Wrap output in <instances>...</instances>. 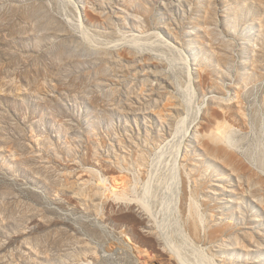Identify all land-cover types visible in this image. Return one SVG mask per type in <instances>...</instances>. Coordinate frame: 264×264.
I'll return each mask as SVG.
<instances>
[{
  "label": "rangeland",
  "instance_id": "1",
  "mask_svg": "<svg viewBox=\"0 0 264 264\" xmlns=\"http://www.w3.org/2000/svg\"><path fill=\"white\" fill-rule=\"evenodd\" d=\"M71 1L0 0V264H264V0Z\"/></svg>",
  "mask_w": 264,
  "mask_h": 264
},
{
  "label": "bare ground",
  "instance_id": "2",
  "mask_svg": "<svg viewBox=\"0 0 264 264\" xmlns=\"http://www.w3.org/2000/svg\"><path fill=\"white\" fill-rule=\"evenodd\" d=\"M66 1V0H65ZM73 1V0H72ZM71 1V2H72ZM59 2V1H58ZM70 2V1H69ZM73 3V2H72ZM61 4H62V2H61ZM66 13V12H65ZM80 16V15H79ZM66 18V17H65ZM81 18V17H80ZM80 20V19H79ZM81 21V20H80ZM82 25V24H81ZM82 28V27H81ZM80 29V28H79ZM154 32V31H153ZM82 35V34H81ZM83 36V35H82ZM85 36V35H84ZM130 37V36H129ZM86 38V37H85ZM138 40V39H137ZM136 40V41H137ZM154 40H156V39H154ZM129 41V40H128ZM143 41V40H142ZM130 42H131V40H130ZM147 42V41H146ZM120 43V42H119ZM112 45V44H111ZM149 46V45H148ZM136 47V46H135ZM151 47V46H150ZM142 48V47H141ZM179 48V47H178ZM177 49V48H176ZM137 50V49H136ZM148 50V49H147ZM150 50H152V49H150ZM143 52V51H142ZM182 54V53H181ZM159 56V55H158ZM167 56H168V54H167ZM181 56V55H180ZM165 57V56H164ZM167 59V58H166ZM174 60V59H173ZM176 60V59H175ZM185 60V59H184ZM166 61H168V60H166ZM180 62H181V60H180ZM184 62V61H183ZM175 63V62H174ZM171 64V63H170ZM169 64V65H170ZM168 65V66H169ZM176 65V64H175ZM178 66H179V64H178ZM187 71V70H186ZM174 72V71H173ZM195 95V94H194ZM200 106V105H199ZM196 112V111H195ZM191 113V112H190ZM198 113V112H197ZM193 114V113H192ZM195 116V115H194ZM263 118V117H262ZM184 121V120H183ZM188 122V121H187ZM178 129V128H177ZM180 130H181V127H180ZM177 131V130H176ZM264 132V131H263ZM184 134V133H183ZM175 135V134H174ZM176 138V137H175ZM178 138V137H177ZM176 138V139H177ZM178 141V140H177ZM168 143V142H167ZM169 145V144H168ZM207 145V144H206ZM207 146H209V145H207ZM212 146V145H211ZM214 146V145H213ZM170 147V146H169ZM214 151H215V153H221V152H223L226 156H227V158H228V160H230V159H232V155H230V154H228L227 152H226V150H223V149H221V148H214ZM159 152V151H158ZM162 152V151H161ZM177 152V151H176ZM179 153V152H178ZM164 154V153H163ZM158 156H160V155H158ZM157 157V156H156ZM164 158V157H163ZM157 159V158H156ZM166 159V158H165ZM152 160V159H151ZM153 161V160H152ZM168 162V161H167ZM164 164V163H163ZM162 164V165H163ZM152 166V165H151ZM166 167V166H165ZM175 170V169H174ZM177 172V171H176ZM119 183V182H118ZM122 183V182H121ZM201 233V232H200ZM129 247V246H128ZM180 257H178V259H179ZM181 260V259H180ZM180 262V261H179Z\"/></svg>",
  "mask_w": 264,
  "mask_h": 264
}]
</instances>
